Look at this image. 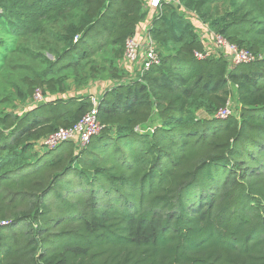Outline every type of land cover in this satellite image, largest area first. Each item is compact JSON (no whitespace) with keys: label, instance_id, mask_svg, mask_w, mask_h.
I'll return each instance as SVG.
<instances>
[{"label":"trees","instance_id":"1","mask_svg":"<svg viewBox=\"0 0 264 264\" xmlns=\"http://www.w3.org/2000/svg\"><path fill=\"white\" fill-rule=\"evenodd\" d=\"M178 1L152 19L160 64L104 91L86 145L36 148L90 110L89 96L0 110V264H264V0ZM142 8L0 0V34L15 38L0 37V102L64 91L54 75L103 50L119 61ZM186 12L262 58L196 59L205 40ZM234 93V114L215 118Z\"/></svg>","mask_w":264,"mask_h":264},{"label":"built area","instance_id":"2","mask_svg":"<svg viewBox=\"0 0 264 264\" xmlns=\"http://www.w3.org/2000/svg\"><path fill=\"white\" fill-rule=\"evenodd\" d=\"M171 1L179 4L178 0H161L156 5L157 10H160L164 2ZM201 38L205 40L203 49L194 51V57L198 60H203L211 56H223L228 62V68L233 69L239 64L250 63L262 58V54H256L247 48L240 47L228 41L221 34L209 30L207 26ZM122 59L129 65V68L133 67L135 69L136 75H141L150 67L160 64L161 58L159 50L155 40L151 37L150 28L146 30L143 40H139L136 34L126 39ZM33 98L36 102L45 101L39 88L35 89ZM98 101L96 97H92V107L77 122L67 127H59L41 138L36 143V148L39 151L42 148L49 150L66 141H73L81 146L86 145L90 138L97 135L102 128L97 117ZM233 114L234 105L231 103L230 98H228L225 104L216 110L214 117L226 119Z\"/></svg>","mask_w":264,"mask_h":264},{"label":"rangeland","instance_id":"3","mask_svg":"<svg viewBox=\"0 0 264 264\" xmlns=\"http://www.w3.org/2000/svg\"><path fill=\"white\" fill-rule=\"evenodd\" d=\"M187 13V12H186ZM192 14H185L188 19L195 25L198 33H203V28L206 29L207 24L203 23L199 19L198 15L194 12ZM0 37L5 39L8 44H14L15 38H10L4 33L0 34ZM3 51L0 48V58ZM49 57L52 58L51 55ZM91 65L84 66L79 69H65L60 71V73L55 74L53 79L60 83L61 86H65L64 91H58L50 93L47 90L45 93L40 89L43 94L45 101L52 100L58 97L68 98V97H85L89 96L90 100L92 97H96L98 100L103 95L102 93L108 89H111L120 84H126L133 80L137 75L133 67L126 68L121 60H114L113 54L109 51L103 50L98 52L92 57ZM4 94H1L0 98H7L8 88L2 87L1 89ZM34 93V92H33ZM231 103L236 107L235 93L231 95ZM10 101L0 102V110L8 111L13 113H24L28 110L35 109L41 102H36L33 98V94L27 98L25 101L16 97L10 96ZM215 114V113H214ZM196 115L201 118H211L212 116L207 113L202 107L196 110ZM214 116V115H213ZM46 149H41L45 151Z\"/></svg>","mask_w":264,"mask_h":264},{"label":"crops","instance_id":"4","mask_svg":"<svg viewBox=\"0 0 264 264\" xmlns=\"http://www.w3.org/2000/svg\"><path fill=\"white\" fill-rule=\"evenodd\" d=\"M159 1H161V0H143V8H142V10L145 12L146 16L138 23V25H137V27L135 29V32H134V34H136V36H137V38L139 40H143L144 39L146 30L151 27L152 19H153L154 15L157 12L156 5H157V3ZM203 29H204L203 30V32H204L205 28H203ZM197 33H198V31H197ZM199 35L202 36L203 33L200 34V32H199ZM120 60L122 61L123 64H125L124 66L126 68H128V70H129L130 69L129 65L126 64L123 59H120Z\"/></svg>","mask_w":264,"mask_h":264}]
</instances>
